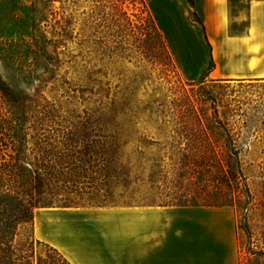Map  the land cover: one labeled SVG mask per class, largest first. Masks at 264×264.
Instances as JSON below:
<instances>
[{"label":"rangeland","instance_id":"obj_1","mask_svg":"<svg viewBox=\"0 0 264 264\" xmlns=\"http://www.w3.org/2000/svg\"><path fill=\"white\" fill-rule=\"evenodd\" d=\"M246 1L229 0L231 19ZM90 9L87 0H0V264H68L33 237L23 205H157L169 195L229 207L237 264H264V79L209 76L199 26L197 41L173 33L187 44L164 42L173 60L163 58L148 0L107 3L109 38L98 46L80 36ZM67 15L70 40L58 63L47 61L42 46ZM245 26L231 21L229 32Z\"/></svg>","mask_w":264,"mask_h":264},{"label":"crops","instance_id":"obj_2","mask_svg":"<svg viewBox=\"0 0 264 264\" xmlns=\"http://www.w3.org/2000/svg\"><path fill=\"white\" fill-rule=\"evenodd\" d=\"M148 1L169 46L187 44L171 38L178 31L191 32L197 41L199 26L211 48L209 76L264 79V0L246 1L244 12L232 19L229 0ZM243 20L242 32H229L231 21ZM234 45V52L214 57L215 48ZM32 233L68 264H237L235 222L227 206L39 207L32 212Z\"/></svg>","mask_w":264,"mask_h":264},{"label":"trees","instance_id":"obj_3","mask_svg":"<svg viewBox=\"0 0 264 264\" xmlns=\"http://www.w3.org/2000/svg\"><path fill=\"white\" fill-rule=\"evenodd\" d=\"M90 3V12L86 19H84V24L83 27L81 28V33L80 36L81 38H88L91 37L94 43L98 46H103L106 42V40L109 38L108 35H105L106 33L103 32L102 28L104 24V15H103V8H105V5L112 0H87ZM102 14V15H101ZM84 15V13H83ZM91 19V20H90ZM90 20V21H89ZM148 23H150L154 35L157 40L158 48H160L161 51V56L163 58H168L169 60L172 61L171 56L165 46V43L161 37V34L156 28V25L151 17L148 18ZM55 24L57 25L56 29L52 30V36L51 38H48L46 40L45 46H42V52L46 56L45 59L47 61H52L54 60L55 63H58L60 61L59 55H62V52H58L57 48L62 47L66 49V43L68 40H70L71 37V31H72V18L70 15H67L65 17H60V19L55 20ZM93 25V26H91ZM114 25V24H113ZM130 25V22L126 20L124 26L128 27ZM105 26V25H104ZM90 27L92 28V31H90ZM107 28V25L105 26ZM125 27V28H126ZM89 30V31H88ZM126 35V33L124 34ZM115 43L116 39L118 37L113 36ZM123 35H121V38ZM148 52V51H147ZM257 80V79H256ZM112 117L107 123V127L109 130L114 131L119 126V117H118V112H112ZM230 137V136H229ZM232 137V136H231ZM228 138V147H230L232 138ZM40 176H39V185H40ZM199 195H195V197H190L193 200L197 198ZM169 202L157 204L160 206H222L221 204H218L217 202H207V201H202V203H192V204H187V203H181V202H175L177 200V197L175 196H167ZM200 200H203V197H200ZM63 207H68V206H63ZM36 207L34 205H31L30 203L27 205L22 206V211L23 213H28L30 214V218H32V212Z\"/></svg>","mask_w":264,"mask_h":264}]
</instances>
